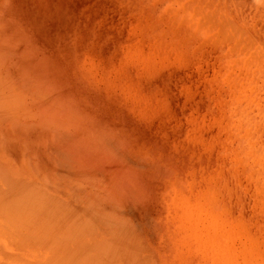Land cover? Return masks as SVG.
<instances>
[{
	"label": "rangeland",
	"instance_id": "374dc122",
	"mask_svg": "<svg viewBox=\"0 0 264 264\" xmlns=\"http://www.w3.org/2000/svg\"><path fill=\"white\" fill-rule=\"evenodd\" d=\"M0 84V264H264V0H0Z\"/></svg>",
	"mask_w": 264,
	"mask_h": 264
},
{
	"label": "bare ground",
	"instance_id": "6f19581e",
	"mask_svg": "<svg viewBox=\"0 0 264 264\" xmlns=\"http://www.w3.org/2000/svg\"><path fill=\"white\" fill-rule=\"evenodd\" d=\"M235 27H236V26H235ZM0 85H1V84H0ZM241 86H242V85H241ZM240 88H241V87H240ZM4 89H5V88H4ZM6 89H8V88L6 87ZM4 91H5V90H4ZM2 95H3V93H2ZM0 98H1V94H0ZM1 99H2V98H1ZM2 101H3V99H2ZM11 102H12V100H11ZM14 102H15V101H14ZM16 102H17V101H16ZM1 103H2V102H1ZM261 112H262V111H261ZM241 141H242V140H241ZM241 141H240V142H241ZM242 143H243V142H242ZM244 143H246V142H245V139H244ZM258 145H259V144H258ZM244 146H245V145H244ZM254 166H256V165H254ZM261 176H262V173H261ZM42 179H43V178H42ZM262 179H263V178H262ZM9 183H11V182H9ZM44 183H45V182H44ZM44 183H43V184H44ZM21 184H24V183H21ZM25 184H27V183H25ZM28 185H29V184H28ZM32 185H33V184H32ZM34 185H35V184H34ZM20 186L22 187L23 185H20ZM11 187H12V186H11ZM13 187H14V186H13ZM16 187H17V186H16ZM29 187H30V185H29ZM35 187H36V186H35ZM37 187H40L38 183H37ZM26 188H28V186H26ZM30 188H31V187H30ZM41 188H42V187H41ZM7 189H8V190H11V188H10V189L7 188ZM18 189H20V188H18ZM2 190H3V189H2ZM14 190H15V189H13V191H14ZM27 190H29V189H27ZM6 191H7V190H6ZM16 191H17V190H16ZM31 191H32V190H31ZM37 191H38V190H37ZM37 191H36V193H37ZM0 192L2 193L3 191H0ZM11 192H12V190H11ZM17 192H19V190H18ZM20 192H21V191H20ZM20 192H19V193H20ZM4 193H5V192H4ZM4 193H3V195H5ZM13 193H14V192H13ZM36 193L34 192L35 195H36ZM20 194L22 195L23 193H20ZM10 195H11V194H10ZM10 195H8V196H10ZM38 195H40V194H38ZM46 195H47V194H46ZM58 195H59V194H58ZM26 196H28V195H26ZM48 196H50V195H48ZM64 196H65V195H64ZM68 196H69V195H68ZM10 197H11V196H10ZM12 197H13V196H12ZM18 197H19V196H18ZM22 197H23V196H22ZM28 197H29V196H28ZM34 197H35V196H34ZM54 197H55V196H54ZM66 197H67V196H66ZM1 198H2V197H1ZM14 198H15V197H14ZM29 198H31V197H29ZM43 198H44V197H43ZM46 198L48 199V197H46ZM50 198H51V197H50ZM2 199H3V198H2ZM6 199H7V198H6ZM8 199H9V198H8ZM17 199H19V198H17ZM20 199H21V198H20ZM23 199H24V198H23ZM25 199H26V198H25ZM25 199H24V200H25ZM27 199H28V198H27ZM55 199H56V198H55ZM0 200H1V199H0ZM3 200H4V199H3ZM14 200H15V201H18V200H16V199H14ZM14 200H13V201H14ZM38 200H39V199H38ZM50 200H51V199H50ZM52 200H53V199H52ZM52 200H51V201H52ZM56 200H57V199H56ZM56 200H54V201L56 202ZM1 201H2V200H1ZM1 201H0V202H1ZM34 201H35V200H34ZM2 202H3V201H2ZM18 202L20 203V200H19ZM28 202L31 203L32 201L29 200ZM35 202H36V201H35ZM55 202H54V203H55ZM4 203H5V202H4ZM11 203H12V202H11ZM14 203H15V202H14ZM16 203H17V202H16ZM19 203H17V204H18V208H16V206H17L16 204H10V205H8V206H12V205H13L14 208L17 210V211L15 210L16 213H17L18 211H21V210L19 209V208H21V206L19 207ZM25 203H26V202H25ZM25 203H24V204H20V205H25V206H26ZM46 203H47V202H46ZM52 203H53V201H52ZM8 204H9V203H8ZM43 204H44V203H43ZM61 204H62V203H61ZM2 205L4 206V204H1V206H2ZM30 205L33 206V202H32ZM48 205H49V204H48ZM70 205H71V204H70ZM53 206H54V205H53ZM53 206H52V207H53ZM55 206H56V205H55ZM63 206H64V205H63ZM63 206H62V207H63ZM29 207H30V206H29ZM34 207H35V206H34ZM46 207H47V206H46ZM0 208H2V207H0ZM23 208H24V207H22V209H23ZM41 208H42V207H41ZM4 209H8V207H6V208H4ZM18 209H19V210H18ZM26 209H27V208H26ZM47 209H48V207H47ZM50 209H51V208H50ZM50 209H49V210H50ZM57 209H58V208H57ZM61 209H63V208H61ZM64 209H65V206H64ZM10 210H11V209H10ZM23 210H24V209H23ZM23 210H22V211H23ZM30 210H32V209H30ZM40 210H41V209H40ZM40 210H39V211H40ZM67 210H68V209H67ZM69 210H70V209H69ZM73 210H74V209H73ZM1 211H2V209H1ZM1 211H0V212H1ZM3 211H4V210H3ZM8 211H9V210H8ZM24 211H25V210H24ZM24 211L22 212V214L24 213ZM32 211H33V210H32ZM32 211H31V212H32ZM55 211H56V210H55ZM65 211H66V210H65ZM48 212H50V211H47V212L44 213V215H45V220H47V221H48L47 218H49L48 215L52 214L51 212H50V213H48ZM58 212H61V211H58ZM58 212H54V211H53L54 215H55V213H56V216H54V217H55L54 219H55L56 221H58V220L60 219V218H59V219L57 218V217H58V216H57V213H58ZM70 212H71V211H69V214L72 213V212H71V213H70ZM6 213H7V210H5V213H3V217H2V219H8V218H9V216H8V217L6 216ZM10 213H12V212H10ZM32 213H33V212H32ZM32 213H31V214H32ZM66 213H67L66 215L68 216V211H66ZM73 213H75V212L73 211ZM80 213H81V212H80ZM22 214L20 213L19 215H16L17 218H19V216H21ZM25 214H26V211H25ZM29 214H30V211H29ZM29 214H28V212H27L26 215L28 216ZM46 214H47V216H46ZM76 214H77V213H76ZM76 214H74V215H76ZM0 215H1V213H0ZM10 215H11V214H10ZM12 215L14 216V214H12ZM72 215H73V214H72ZM78 215H80V214L78 213ZM24 216H25V215H24ZM21 217H22V216H21ZM21 217H20L19 219H21ZM29 217H31V216L29 215ZM34 217H36V216H34ZM34 217H32L33 220H34ZM39 217H40V215H39ZM46 217H47V218H46ZM62 217H63V216H62ZM68 217H69V216H68ZM73 217H74V216H73ZM14 218H16V217H14ZM22 218L24 219L25 217H22ZM27 218H28V217H27ZM36 218L38 219V217H36ZM41 218H42V219L44 218L43 215H42ZM41 218H39V219H41ZM64 218H65V217H64ZM64 218H63V219H64ZM70 218H71V216H70ZM74 218H76V220H78L77 215H76V217H74ZM79 218H81V217L79 216ZM9 219H11V218H9ZM9 219H8V220H9ZM23 219L20 220V221H21V222L24 221ZM28 219H29V218H28ZM42 219H41V220H42ZM8 220H7V221H8ZM30 220H32V219H30ZM30 220H29V221H30ZM41 220H40V221H41ZM61 220H62V219H61ZM87 220H88V219H87ZM18 221H19V220H18ZM18 221H17V222H18ZM34 221H35V220H34ZM37 221H38V220H37ZM73 221H74V220H73ZM32 222H33V221H32ZM49 222H50V221H49ZM9 223H10V222H9ZM12 223H13V222H12ZM12 223H11V225H12ZM25 223H27L30 227H32V225H31L30 223H28V222H25ZM25 223H24V224H25ZM34 223H36V221H35ZM42 223H44V222H42ZM42 223H41V224H42ZM54 223H55V222H54ZM73 223H75V222H73ZM73 223H72V224H73ZM77 223H78V222H77ZM77 223H76V224H77ZM18 224H19V223H18ZM21 224H22V223H21ZM37 224H38V223H36L35 226H37ZM79 224H81V225H79V226H82L83 223H81V220H80ZM84 224H86V221H85ZM25 225H26V224H25ZM28 225H26V226H28ZM57 225H58V224H57ZM35 226H34V227H35ZM52 226H53V224H52ZM86 226H87V225H86ZM15 227H16V226H15ZM37 227H38V226H37ZM49 227H51V225H50ZM49 227H48V228H49ZM54 227H55V229H56V226H54ZM62 227H63V226H62ZM16 228H17V227H16ZM26 228L28 229V227H26ZM32 228H33V227H32ZM43 228H44V227H43ZM45 228H46V227H45ZM52 228H53V227H52ZM57 228H58V227H57ZM63 228H64V227H63ZM63 228H62V229H63ZM67 228H68V227H67ZM83 228H85V227L83 226ZM68 229H69V228H68ZM48 230H49V229H48ZM71 230H72V229H71ZM79 230L84 231L81 227H79ZM91 230H92V229H91ZM22 231H23V230H22ZM42 231H43V230H42ZM66 231H67V230H66ZM61 232H62V231H61ZM63 232H64V230H63ZM91 232H93V231H91ZM27 233H28V232H27ZM57 233H58V232H57ZM64 233H65V232H64ZM70 234H71V233H70ZM74 234H75V233H74ZM61 235H62V234H61ZM65 235H66V233H65ZM76 235H78V234H75V236H76ZM34 236H35V235H34ZM66 236H67V235H66ZM38 237H40V236H38ZM48 237H49V236H48ZM77 237H78V236H76V238H77ZM28 238H29V237H28ZM36 238H37V237H36ZM63 238H64V237H63ZM72 238H73V237H72ZM111 239H112V238H111ZM58 240H59V239H58ZM70 241H71V237H70ZM70 241H68V242H70ZM35 242H36V241H35ZM37 242H38V241H37ZM39 243H40V242H39ZM47 244H48V242H47ZM126 245H127V244H126ZM125 247H126V246H125ZM135 249H136V248H135ZM84 250H85V249H84ZM125 250H126V249H125ZM134 251H135V250H134ZM138 251H139V250H138ZM77 252H78V251H77ZM143 252H144V251H143ZM136 254H137V253H136ZM134 256H135V255H134ZM100 258H101V257H100ZM134 258H135V257H134ZM140 259H141V258H140ZM101 260H102V259H101ZM117 260H118V259H117ZM136 260L138 261V259H136ZM148 260H149V259H148ZM238 260H239V259H238ZM137 261H136V262H137ZM141 261H142V260H140V263H139V264H142ZM113 262H114V261H113ZM115 262H116V261H115ZM138 262H139V261H138Z\"/></svg>",
	"mask_w": 264,
	"mask_h": 264
}]
</instances>
